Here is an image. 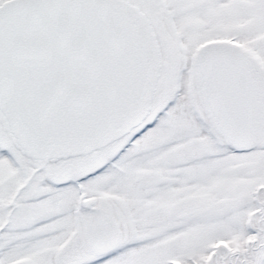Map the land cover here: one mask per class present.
<instances>
[{"label":"snow or ice","instance_id":"1","mask_svg":"<svg viewBox=\"0 0 264 264\" xmlns=\"http://www.w3.org/2000/svg\"><path fill=\"white\" fill-rule=\"evenodd\" d=\"M0 264H264V0H0Z\"/></svg>","mask_w":264,"mask_h":264}]
</instances>
